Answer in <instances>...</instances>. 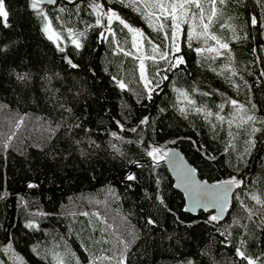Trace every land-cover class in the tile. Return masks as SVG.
Returning <instances> with one entry per match:
<instances>
[{"label":"trees","instance_id":"trees-1","mask_svg":"<svg viewBox=\"0 0 264 264\" xmlns=\"http://www.w3.org/2000/svg\"><path fill=\"white\" fill-rule=\"evenodd\" d=\"M180 2L58 0L33 9L32 0H4L0 252L7 264H248L237 249L264 264V226L254 220L264 222V204L252 198L264 201V0H216L208 34L227 49L203 34L201 9L190 5L175 21L174 44L171 10L155 5ZM200 3L207 23L212 0ZM94 5L142 35L119 20L97 25ZM178 56L184 63L173 66ZM172 148L203 180L242 181L225 220L185 211L165 156L148 155Z\"/></svg>","mask_w":264,"mask_h":264},{"label":"snow or ice","instance_id":"snow-or-ice-1","mask_svg":"<svg viewBox=\"0 0 264 264\" xmlns=\"http://www.w3.org/2000/svg\"><path fill=\"white\" fill-rule=\"evenodd\" d=\"M39 2L40 0H32V8L33 9H37L38 6H39ZM50 3H55V0H49ZM121 2H123V0H121ZM215 2L216 0H212V4H213V8L210 12V14L208 15L207 17V23H204V14H203V9H202V6H201V3H200V0H182V2L180 3H172V4H169L168 6H165L163 3H157L155 5V7H157L160 12L162 14H165V13H168L169 12V9L171 10V18L172 20L174 21L173 23V28H174V31L172 33V39H173V42L175 44V39H176V31L179 30V27H180V24L175 22L177 21L178 19L182 20L183 19V14L184 12L186 11V8L185 6L186 5H190V6H194L195 8L197 9H201V12H200V20H201V27L203 28L204 32L203 34L207 37V38H210L211 40H214L216 41L217 45H219V49H227L228 48V45L226 43H221L220 40L218 39V37H216L215 35H209L208 34V29L210 27V25L213 23V19L214 17L216 16V9H215ZM224 0H220V3H223ZM131 6V5H129ZM95 8L97 9H102V5H94ZM180 8L182 10V14L181 16H177L176 14V10L177 8ZM43 14V13H41ZM105 15H108V14H105ZM193 15H195V13H193ZM7 17H8V12L5 10V6H4V0H0V18L3 19V21L5 22L6 24V21H7ZM113 19H116V20H119V23L121 25H123L125 28L129 29V31H132L134 33H136L137 35H142L139 33L138 30L136 29H133L131 28L123 19H121L117 13L115 12H111L110 15H108V23L111 24L112 20ZM100 19L98 18L97 21H96V24L99 25L100 24ZM255 22V21H253ZM161 27H163L161 25ZM44 31L46 33H49L51 32V21H47V23L45 24V28H44ZM70 34H71V30H69ZM113 35H115V32H113ZM53 36L56 37V39H59V34L57 33H52L51 35H49V39H52ZM72 43L76 46V48H80L82 45L79 43L78 40L74 39L72 41ZM219 49L218 48H213V47H210L208 49H206L207 51L209 52H216L217 54H219ZM179 48L178 47H174V51L175 52H179ZM61 51H63V49L61 48ZM159 49L158 47H154L153 48V53H156L158 52ZM198 52H202V51H205V49H197ZM125 54H130V53H125ZM167 56H168V53H160V58L161 59H167ZM153 59V61H155V56L151 57ZM68 63L71 65V67L75 68L77 67V65L75 64H72V62L69 60ZM170 63H173V66H177L179 64H182L184 63V60H183V57H176L175 61L174 62H170ZM140 71H141V77L144 78V63H143V60H141L140 62ZM23 77H21L22 79ZM148 83H150V81H147L146 84H145V87H147ZM122 89L125 87V85L121 82L120 85H119ZM157 86H159V82H157ZM205 95H207V93H205ZM150 98V97H149ZM231 104L232 105H236L237 104V101L235 100H232L231 101ZM241 109H242V106H241ZM197 111H201L200 109H197ZM208 115H211V113H208ZM220 119H223V117H221ZM254 120V117L252 116H248L247 117V121H253ZM147 120L145 119L144 121H142L141 123H146ZM22 123V121H21ZM134 131V129H133ZM253 131H256V129H253ZM149 156L153 157V159H156L157 158V155H160L162 157L166 156L165 153H163L160 149H153L152 151H150L148 153ZM184 180L186 181H190L195 187H194V191H197V192H200L203 194V196H211V197H215L218 195V193H216L214 190L215 189H219V188H222L223 189V192H224V195L226 196L227 195V192L230 191V188L228 187V185H239L242 183V181H236L235 179H232V180H229V181H225V182H222L221 185H214L212 186V189H205L204 188V185L203 184H195V181L192 180V177H191V174H190V170L189 172L185 173L182 177ZM128 179H134V177H128ZM254 200H256V203L258 204H264V201H261L258 197L256 196H253L252 197ZM163 202V201H161ZM215 206V204L213 205ZM187 210V209H186ZM85 215H87L85 213ZM218 217L217 216H212L211 217V220L212 221H215L217 220ZM149 223H153L152 221H149ZM237 254L244 258L245 260L248 261V264H254V262L247 256H245V253L243 251H240L239 249H237ZM60 264H63V261L61 260ZM118 264H124V260L123 258H121L120 261H118Z\"/></svg>","mask_w":264,"mask_h":264},{"label":"water","instance_id":"water-1","mask_svg":"<svg viewBox=\"0 0 264 264\" xmlns=\"http://www.w3.org/2000/svg\"><path fill=\"white\" fill-rule=\"evenodd\" d=\"M69 2L75 0H66ZM58 0H55V3H50L49 0H40V4L47 6L56 5ZM100 25L105 27V17L106 11L103 9L100 10ZM163 163L165 164L171 178L174 181L175 188L180 191L185 198L186 206L185 211L196 215L200 211L212 212L215 216L218 217V220H225L229 214L230 208L234 202L236 194L238 193L237 185H228L230 191L227 192V195H224L223 189H215L214 191L218 193L217 196H203L202 193L194 191V185L190 181L184 180L182 177L185 173L189 172L192 177V180L195 181V184H203L205 189H212L214 185H221L222 182H211L203 180L197 173V170L192 164H190L183 153L178 148H172L164 157ZM229 181V180H226ZM215 204V206H213ZM187 209V210H186ZM239 256V255H238ZM240 257V256H239ZM241 258V257H240ZM254 262V260H253ZM0 264H7L4 257L0 252Z\"/></svg>","mask_w":264,"mask_h":264},{"label":"rangeland","instance_id":"rangeland-1","mask_svg":"<svg viewBox=\"0 0 264 264\" xmlns=\"http://www.w3.org/2000/svg\"><path fill=\"white\" fill-rule=\"evenodd\" d=\"M98 12H99V16H100V13H101V12H100V11H98ZM106 14L110 15V14H111V11H110V12H109V11L106 12ZM108 15H106V17H105V25L109 27L111 24L108 23ZM114 20H116V19H113L111 23H113ZM106 26H105V27H106ZM136 45L138 46L139 43L137 42ZM143 80L145 81V83L147 82V81H146V77H144ZM167 152H168V151H163V153H165V154H166ZM236 197H238V198L240 199L238 193L236 194ZM254 220H255V222H256L260 227H263V226H264V222H263L261 219H259V218H257V217L254 216Z\"/></svg>","mask_w":264,"mask_h":264}]
</instances>
